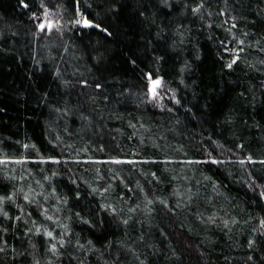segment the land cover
<instances>
[{
    "label": "trees",
    "instance_id": "16d2710c",
    "mask_svg": "<svg viewBox=\"0 0 264 264\" xmlns=\"http://www.w3.org/2000/svg\"><path fill=\"white\" fill-rule=\"evenodd\" d=\"M24 2L28 8L20 0H0V160L7 161L0 164V195L42 191L48 199H37L68 225L72 244L57 258L47 251L49 241L25 235L30 223L2 221L0 227H11L0 264H112L117 256L120 264H139L128 249L144 264H264V0H206L211 15L202 21L166 17L156 0H86L90 8L81 0L84 15L111 36L72 27L74 0H43L48 19L63 27L40 32L41 0ZM142 8L149 19L139 15ZM179 23L188 29L183 44L174 35ZM159 28L164 31L157 38ZM222 40L229 49L243 48L233 70L224 67L231 55ZM148 71L163 77L179 105L171 93L163 111L142 102ZM83 79L103 89H81L77 81ZM41 157L62 163L33 162ZM114 159L156 163H103ZM17 203L33 213L37 226L51 227L22 196ZM101 204L114 206L116 215ZM77 239L91 240L96 251L77 250Z\"/></svg>",
    "mask_w": 264,
    "mask_h": 264
},
{
    "label": "snow or ice",
    "instance_id": "6c2138e0",
    "mask_svg": "<svg viewBox=\"0 0 264 264\" xmlns=\"http://www.w3.org/2000/svg\"><path fill=\"white\" fill-rule=\"evenodd\" d=\"M20 4L24 8H28L29 5L24 2V0H20ZM225 4L227 5V0H225ZM206 0H156V7H158L163 14L166 17H173L176 14H179L181 16L187 17L188 15H191L195 19L203 20L205 15H211L210 12L207 11L206 9ZM74 9H75V16L72 20L69 21V24L72 27L76 26H81L83 28H94L98 29L100 32L104 33L106 36H111L112 33L108 30L107 27L102 26L100 23H96L93 20H90L87 16L84 15V13L81 11V0H74ZM85 6L90 8L91 5L86 3L85 0ZM40 9L43 10V15L45 19L40 22L37 25V28L40 32H45L46 30L48 32H51L53 28L55 27L56 31H60V28L63 27V25L59 24V21L53 22L51 19H48L49 17V9L46 7V5L43 3V0H41ZM115 11V10H113ZM145 9H141L139 12L140 16H144L145 19H149V17L145 16ZM226 13L224 11H221L219 15H225ZM153 17H155V13L152 14ZM32 19L36 20L39 19V17L33 13ZM232 19H235L234 17ZM152 23L155 24L156 20L152 18ZM227 23V21H225ZM59 25V26H57ZM209 28L212 27L211 24L208 25ZM236 24L233 23L231 25V28H235ZM231 28L227 29V31H231ZM164 29L159 28V30L156 33L157 38L161 37V33H163ZM188 31V29L185 28L183 23H179L178 26L175 27L174 29V35L177 36L178 43L183 44L184 43V36L185 33ZM244 35H247V33H244ZM235 36H233V40H235ZM220 44L222 47H224L225 52L229 53L231 55L230 60L224 65L228 70H233V66L237 65L238 60L240 59V52L243 51V48L240 47L238 49H229L227 44L222 40L220 41ZM239 45H243L244 41L240 40L238 41ZM199 58V57H197ZM156 59H162V57H157ZM132 63L135 65V60L132 61ZM264 63V61H262ZM187 67V65H185ZM183 71V69H181ZM57 76H60L59 71H57ZM82 75V74H81ZM144 77L147 80L146 88L147 91L144 93V98L142 102H146L149 104H153L155 107H159L161 111L165 110L166 106L162 104V101L164 100V97L166 94L171 93L169 96V99L172 101L173 104L179 105L181 102L179 99H176L175 93L173 90L168 89L164 83L163 77L157 75L153 71H148L144 73ZM65 84H68V81L64 82ZM77 85L81 89H87L89 87H94L97 93H99L103 89V84L100 82H96L94 85L89 84V81L87 79L83 80H78ZM241 96H243V93H240ZM107 99V97H105ZM95 98L93 97V101ZM169 112L172 111L171 108L167 109ZM56 111H63L64 114H68L69 109L65 108L63 110L57 108ZM190 111V109H189ZM83 119H87V117H82ZM35 146L33 145V148ZM241 147H243L241 145ZM24 148L27 149L28 145H24ZM26 161L23 160H17L15 163H24ZM34 163H41V164H56L59 165L62 163V161L58 158L55 157H41L38 161H33ZM76 163H79L80 161H75ZM115 163V164H122V163H127V164H136V163H156V161H134V160H119V159H114L112 161H105L103 163ZM167 162V161H166ZM208 161H193V160H188L185 161V163L188 164H193V163H207ZM248 162L250 163H255V161H252L251 157H248ZM7 163L5 160H0V164ZM63 163H67V161H64ZM99 163V162H97ZM211 163L213 164H220L224 163L222 160H216L212 159ZM240 164H244V160L239 161ZM260 163H264V161H260ZM53 175H56V172H53ZM152 176L155 177V173H152ZM47 179V177H45ZM75 183V181H73ZM110 187V186H109ZM98 189L92 188L91 193L96 194ZM131 191V189H129ZM108 192V188H104V193ZM34 193V194H33ZM54 193V190H53ZM103 195V193H101ZM22 196V199L24 200L26 205L34 206L38 216L43 217L44 221H48L51 223V227L45 224H40L38 225V221L36 219H32L33 213L31 211H25V207L21 206L20 204L17 203V197ZM37 197L43 198V200H47L48 197L44 195L42 191L37 192L35 189H29L28 192H24L23 189H14L10 192H5L4 194L0 195V223L2 221H15V222H20L22 221L24 224H31V227H28L27 232H25V235L32 234L35 236H41L47 241H49L50 246L47 248V251L50 252L53 256L59 258L61 255L60 249H65L68 245L72 244V241L70 239L71 233L68 231V225L61 223V221L58 218H54L53 215L49 214V209L44 206L43 203L40 202V200L37 199ZM260 198L264 199V191L260 192ZM76 199H80V195L77 192L76 194ZM62 202L64 204H67V198H63ZM161 204H165L163 200L159 201ZM148 204L153 203V201L148 200ZM15 207L19 211V215H10V212L8 210V207ZM100 207L108 212L110 210V213L115 216L116 215V209L112 205H105L101 204ZM165 207L167 205L165 204ZM177 207H179V204H177ZM56 212H59L60 209L56 208ZM130 212L135 211V209H129ZM77 217L80 218L81 223L84 224H90V221L87 219H84L83 217H80V213H75ZM122 223L124 225H127L129 223L128 219L122 220ZM260 229H264V219H261L259 221ZM227 222H225V227H227ZM11 227V224L8 226ZM8 227H0V254L6 253L8 251V242L6 239H4V235L7 234L8 232ZM56 227H59L62 229L59 233H56L55 229ZM260 235L264 236V231L260 232ZM143 239V237H141ZM54 241V242H53ZM111 243L108 245H105V247H111ZM255 246V241L249 239L248 241V247L249 249H253ZM32 247H35V245H32ZM75 248L77 250H83L85 252H91V251H96L95 246L93 245V242L89 240L87 242V245L80 243L79 239H77ZM13 252H15V249H12ZM128 252L132 254L134 257L135 261H138L139 264H144V261L141 260L140 255H138L134 250L128 249ZM20 255H23V253H20ZM75 259V257H72ZM13 259H16L15 256H13ZM249 261L253 260V257L249 255L247 257ZM262 260H264V257H261ZM33 264H40L39 260L34 259ZM51 264V262H49ZM80 264H84L83 260L80 261ZM107 264V262H105ZM112 264H120V257L117 256L115 260L112 261Z\"/></svg>",
    "mask_w": 264,
    "mask_h": 264
}]
</instances>
